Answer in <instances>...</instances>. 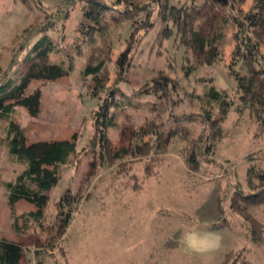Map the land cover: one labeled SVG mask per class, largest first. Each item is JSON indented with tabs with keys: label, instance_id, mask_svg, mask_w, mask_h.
<instances>
[{
	"label": "rangeland",
	"instance_id": "374dc122",
	"mask_svg": "<svg viewBox=\"0 0 264 264\" xmlns=\"http://www.w3.org/2000/svg\"><path fill=\"white\" fill-rule=\"evenodd\" d=\"M59 1L0 0V83L23 46L36 37V27L48 23ZM168 1L177 7L192 4L191 0ZM254 5L255 0H232L225 11L224 33L230 43L222 62L195 68L188 75L187 67L193 64L189 51L176 34L171 39L164 37V24L157 18L132 57L124 59L125 64L129 60L128 71L117 76L124 67L118 59L128 47L133 29L131 22L111 28L106 36L113 41L107 72L109 86L117 83L119 104L112 109L118 126L108 130L111 141L120 143V126L139 128L145 123L176 135L166 153L128 158L122 162L125 167L98 168L93 175L92 154L81 155L79 161L70 158L61 167V181L52 190L48 209L39 221L29 215L36 207L25 200L13 210L10 207L4 184L17 179L25 166L0 144V237L16 242H27L36 235L44 242L49 239L54 245L41 247L40 257L31 255L30 264H232L233 255L229 261L227 255L235 257L239 252L237 264H264V236L261 243L253 241L245 221L255 218L264 225V205L250 207L243 214L230 207L237 185L247 190L249 168L264 169V134L248 110L239 113L232 109L213 127L221 112L206 97L214 86L225 90L229 99L238 100L237 83L229 75L237 52L234 20L244 18ZM84 8L85 3L78 2L56 30L47 33L59 44L53 59L70 55L73 68L69 76L56 82L33 83L29 92L39 89L40 111L17 108L16 121L28 143L77 136L78 153L90 147L100 101L92 96L94 81L83 75V66L88 55L96 47L105 49V44L104 38L93 40L87 35L91 23L83 16ZM261 53L264 58V48ZM236 62L235 70L244 73L243 62ZM168 78L175 91L148 93L163 87ZM2 125L6 128L8 122ZM192 153L195 161L190 165ZM61 201L65 211L73 209V220L58 238ZM192 235H211L215 243L197 246ZM34 246L28 247L32 253L37 251Z\"/></svg>",
	"mask_w": 264,
	"mask_h": 264
},
{
	"label": "trees",
	"instance_id": "16d2710c",
	"mask_svg": "<svg viewBox=\"0 0 264 264\" xmlns=\"http://www.w3.org/2000/svg\"><path fill=\"white\" fill-rule=\"evenodd\" d=\"M80 1L85 3L83 16L91 23L87 35L94 38L93 40L96 37L104 38L105 49L96 47L94 51L92 50L83 66V75L92 77L94 81L92 96L97 97L100 103L95 114L96 131L90 147L78 153L77 136L73 140L28 143L15 116L19 107H25L33 113L40 111L39 89L29 92L35 81L56 82L70 75L73 57L68 55V59L55 61L53 57L60 51L59 44L47 33L55 31L56 25L66 19ZM191 1L189 7H177L171 5L168 0H149L148 3L139 0H60V6L58 5L56 11L50 14L48 23L36 27V37L23 46L16 57L14 67L5 72L4 80L0 83V144L6 145L16 161L25 166L17 179L4 184L12 210L20 201L25 200L37 209L36 212L29 214L35 221L44 218L50 194L61 181V167L72 157L79 161L81 155L92 154L93 172L90 175H93L97 173L98 168H112L116 164L125 167L122 162L128 158L137 159L166 153L176 133L164 134L160 128L151 125L149 127V123L139 128L120 126L118 145L108 136V130L118 126L112 109L119 107V104L116 102L117 83L109 86L111 77L107 72V66L113 50V41L106 36L111 28L116 29L125 22H131L133 30L130 34V43L118 59L119 65H124L117 73L119 77L128 71L129 60L125 64L124 59L132 57L145 33L154 28L157 18L164 24V37L171 39L176 34L180 45L189 51V59L193 64L187 67V75L198 67L217 66L222 62L223 51L230 43L224 33V25L228 21L225 11L232 4V0ZM234 23L237 52L229 65V75L237 83L238 100L229 99L225 90L220 91L211 86L206 97L215 102L221 112L220 119L212 122V126L216 127L232 109L239 113L248 110L255 119L258 129L264 134V58L261 53L264 48V0H255L253 9L244 18H235ZM238 60L243 62L244 73L235 70ZM15 73L18 77H14ZM168 79L163 87L157 86L148 90V93L175 91V84ZM207 120H210L209 115ZM4 121L8 122L6 128L2 125ZM4 130L3 137L1 133ZM194 153L189 157L190 165L195 161ZM247 177V190L238 184L230 204L234 212L241 214L247 212L250 207L264 205V169L253 165L249 168ZM58 205L60 215H63L57 231L59 238L67 232L72 223L73 209L65 211L62 201ZM251 220L253 221L245 218L250 238L261 243L264 225L255 218ZM27 239V242L24 240L16 242L0 237V264H30L31 255L40 257L41 247L50 248L54 245L49 239L44 242L37 235ZM30 245H35L37 249L35 253L28 249ZM232 255V264H237L241 253L235 257L233 253H229L228 261ZM241 264L252 263L242 261Z\"/></svg>",
	"mask_w": 264,
	"mask_h": 264
},
{
	"label": "bare ground",
	"instance_id": "6f19581e",
	"mask_svg": "<svg viewBox=\"0 0 264 264\" xmlns=\"http://www.w3.org/2000/svg\"><path fill=\"white\" fill-rule=\"evenodd\" d=\"M191 241L200 247H210L212 246L215 241L211 237V235H206V236H199V235H192L191 236Z\"/></svg>",
	"mask_w": 264,
	"mask_h": 264
}]
</instances>
